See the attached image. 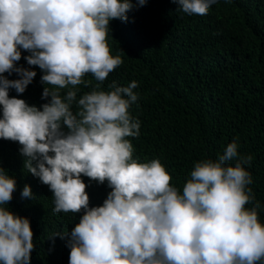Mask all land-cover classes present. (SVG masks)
<instances>
[{
  "label": "clouds",
  "instance_id": "obj_1",
  "mask_svg": "<svg viewBox=\"0 0 264 264\" xmlns=\"http://www.w3.org/2000/svg\"><path fill=\"white\" fill-rule=\"evenodd\" d=\"M188 15H207L217 0H172ZM147 0H0V139L18 142L24 169L48 186L54 213H83L67 236L69 264H264L251 174L236 141L222 154L194 163L182 189L159 159L140 162L128 137L141 122L129 109L136 81L101 85L122 65L107 43L109 24ZM23 57L38 67L44 85L40 107L22 95L37 75L16 67ZM15 72L20 78L4 75ZM87 74L97 81L90 91ZM62 90H66L62 94ZM75 107V111L73 108ZM234 162V163H233ZM82 177L110 191L90 207ZM16 180L0 167V264H30L35 249L30 220L7 205ZM34 199L30 186L21 193ZM253 205L251 208L246 205Z\"/></svg>",
  "mask_w": 264,
  "mask_h": 264
},
{
  "label": "trees",
  "instance_id": "obj_2",
  "mask_svg": "<svg viewBox=\"0 0 264 264\" xmlns=\"http://www.w3.org/2000/svg\"><path fill=\"white\" fill-rule=\"evenodd\" d=\"M178 7L172 0H147L127 13V22H110L107 43L111 55L123 63L101 90L108 91L112 82L120 87L138 83V100L129 111L141 122L140 135L127 138L134 158L159 159L178 188L195 162L215 160L236 141L238 154L252 157L244 167L251 174L248 187L260 204L259 221L264 224V0H217L203 16ZM21 52L16 67L37 75L22 95L9 89V96L40 107L47 102L41 99L43 73L27 64L23 57L28 52ZM4 75L20 78L15 72ZM84 79L91 84L79 86L78 97L97 83L91 74ZM20 147L0 139V167L17 182L13 199L4 207L30 220L35 244L30 264H69L67 236H50L70 233L83 213H54L52 192L24 169ZM82 179L90 207L101 206L110 191L107 183ZM25 185L34 199L21 197Z\"/></svg>",
  "mask_w": 264,
  "mask_h": 264
}]
</instances>
